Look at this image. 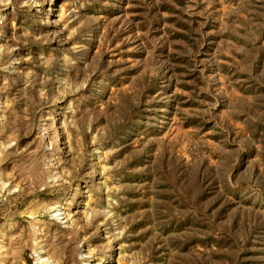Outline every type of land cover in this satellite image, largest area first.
<instances>
[{
  "label": "rangeland",
  "instance_id": "374dc122",
  "mask_svg": "<svg viewBox=\"0 0 264 264\" xmlns=\"http://www.w3.org/2000/svg\"><path fill=\"white\" fill-rule=\"evenodd\" d=\"M0 264H264V0H0Z\"/></svg>",
  "mask_w": 264,
  "mask_h": 264
}]
</instances>
